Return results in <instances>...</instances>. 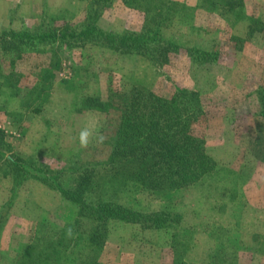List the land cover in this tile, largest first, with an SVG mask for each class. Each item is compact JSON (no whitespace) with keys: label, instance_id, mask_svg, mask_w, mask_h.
Returning <instances> with one entry per match:
<instances>
[{"label":"rangeland","instance_id":"rangeland-1","mask_svg":"<svg viewBox=\"0 0 264 264\" xmlns=\"http://www.w3.org/2000/svg\"><path fill=\"white\" fill-rule=\"evenodd\" d=\"M221 1L0 0V71L36 92L53 64L39 111L0 92V264L12 263L39 218L59 228L77 216L62 188L74 187L79 170L109 147L80 146L81 129L103 134L105 116L77 106L85 96L108 99L123 80L194 113L192 151L215 166L171 190L109 174L103 202L141 215L107 220L100 263L264 264V0H236L237 18ZM93 25L116 35L149 31L151 41L119 52L79 37ZM37 33L47 37H29ZM78 230L89 231L86 220Z\"/></svg>","mask_w":264,"mask_h":264},{"label":"trees","instance_id":"trees-1","mask_svg":"<svg viewBox=\"0 0 264 264\" xmlns=\"http://www.w3.org/2000/svg\"><path fill=\"white\" fill-rule=\"evenodd\" d=\"M125 2L134 4L140 0ZM236 3V0H222L219 5L226 12H233L237 18L242 14L236 8ZM158 10V7H145L147 12L157 13ZM148 34L149 31L116 35L105 33L93 25L80 30L79 37L104 39L110 48L126 53L147 46V42L151 41ZM29 37L38 39L40 43L47 35L37 33ZM49 64L36 92L18 85V77L12 73L0 71V92L7 88L10 96L27 109L39 111L51 86L49 70L52 61ZM177 100L175 97L158 96L125 80L120 87L112 88L106 100L98 96L81 97L76 109L78 112L87 109L104 114L103 143L109 146L108 151L92 167L90 164V168H77L78 180L74 187L62 188L63 196L76 206L77 216L59 228L49 225L45 217L39 218L31 240L17 253L11 264H101L99 256L106 245L107 220L114 218L136 222L141 215L138 211L124 212L103 202V191L111 173L123 174L128 180L150 190H171L192 184L205 172L213 170L215 165L210 157L193 153L195 140L190 127L195 115L188 113ZM4 139L5 133L0 129V147L5 144ZM97 166L102 167V175L95 171ZM13 196L14 192L8 206L12 205ZM3 213L0 211V217ZM82 219L89 224L86 233L78 230L82 227ZM69 228L72 229L70 238L66 235Z\"/></svg>","mask_w":264,"mask_h":264},{"label":"clouds","instance_id":"clouds-1","mask_svg":"<svg viewBox=\"0 0 264 264\" xmlns=\"http://www.w3.org/2000/svg\"><path fill=\"white\" fill-rule=\"evenodd\" d=\"M77 139L82 148H87L91 143H93V141H95L97 144H102L105 140V137L103 134L99 133L95 127L85 126L79 132ZM66 235L69 238L72 236L71 228L67 230Z\"/></svg>","mask_w":264,"mask_h":264}]
</instances>
